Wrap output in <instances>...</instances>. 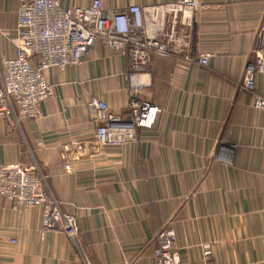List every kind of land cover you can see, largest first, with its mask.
Listing matches in <instances>:
<instances>
[{"label":"crops","instance_id":"1","mask_svg":"<svg viewBox=\"0 0 264 264\" xmlns=\"http://www.w3.org/2000/svg\"><path fill=\"white\" fill-rule=\"evenodd\" d=\"M60 2L74 9L93 0ZM102 2L110 12L130 0ZM202 3L186 32L193 57L210 55L209 65L154 57L142 99L160 112L136 142L96 143L90 98L116 113L129 100L127 59L100 42L79 65L46 72L54 95L39 119H0V166H38L80 227L77 242L56 231L42 239L40 208L16 211L0 198V264H156L154 238L169 227L182 264H205V243L216 264H264V111L243 86L264 47V0ZM19 5L0 0V81L2 59L16 55Z\"/></svg>","mask_w":264,"mask_h":264},{"label":"built area","instance_id":"2","mask_svg":"<svg viewBox=\"0 0 264 264\" xmlns=\"http://www.w3.org/2000/svg\"><path fill=\"white\" fill-rule=\"evenodd\" d=\"M19 2L16 55L2 59L0 119H39L43 102L54 95L46 72L79 65L100 42L127 59L129 100L125 111L116 113L104 100L90 98L95 140L101 147L125 146L137 141L140 130L152 129L160 112L157 106L142 99L151 86L154 57H181L190 62L197 59L203 66L210 62V55L193 57L186 32L193 25V13L205 8L202 0L157 5H139L130 0L125 8L110 12H105L102 0L74 9H65L60 0ZM243 86L254 95V108L264 111V47L254 50V61L246 66ZM65 167L69 170L70 164ZM0 198L10 202L16 211L40 208L42 239L47 232L56 231L78 241L77 218L62 211L38 166H0ZM154 242L156 264H182L173 228L158 232ZM202 250L204 263L216 264L212 243L203 244Z\"/></svg>","mask_w":264,"mask_h":264}]
</instances>
